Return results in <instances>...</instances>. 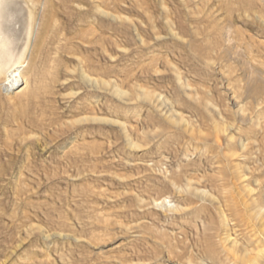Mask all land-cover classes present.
I'll use <instances>...</instances> for the list:
<instances>
[{"label": "rangeland", "instance_id": "obj_1", "mask_svg": "<svg viewBox=\"0 0 264 264\" xmlns=\"http://www.w3.org/2000/svg\"><path fill=\"white\" fill-rule=\"evenodd\" d=\"M0 37L11 54L0 76V264H183L173 243L221 251L218 210L185 192L186 178L221 200L237 164L264 181V91H254L264 0H0ZM21 73L28 97L7 86ZM140 87L161 95L158 108ZM170 105L187 121L171 122Z\"/></svg>", "mask_w": 264, "mask_h": 264}, {"label": "bare ground", "instance_id": "obj_2", "mask_svg": "<svg viewBox=\"0 0 264 264\" xmlns=\"http://www.w3.org/2000/svg\"><path fill=\"white\" fill-rule=\"evenodd\" d=\"M104 13H106V12H104ZM112 15H114V14H112ZM111 17H113V16H111ZM117 18H118V16H117ZM125 18L123 20H125ZM126 21H128V20H126ZM149 24H151V23H149ZM230 34H232V33H230ZM227 38H229V40L231 41L230 37L227 36ZM0 39H1V37H0ZM233 39H234V37H233ZM29 44H30V42H29ZM29 48H30V46H28V44H27L26 49L28 50ZM35 49H36V47H34V45H33L32 50H31L30 59L32 58V54L35 51ZM10 57H11V54L7 48V43L4 40H0V76H5L7 78L9 77L10 72H11V67H10V64L8 63V61H9ZM222 63H224V62H222ZM174 70L176 73L175 75H177L178 81L181 83V87H183L184 91L187 90L189 87V84L187 82L183 81V79L181 77V73L177 67H174ZM23 74H25V73H21L20 84L13 85V82L11 83V81H10L9 83H7L8 84L7 86L9 88V90H12V91L17 90L16 92L19 95H22L23 97H28V93H27V89H26L27 86H26V84L24 86V84L22 82V80L26 81L27 79L24 78ZM81 74H82V72H81ZM83 78L88 83H92L93 85H98L102 89H105V88L107 89V87L111 85L112 87L110 89H111V91L113 89V91H114L113 93L115 95H117L122 100L126 98V92L124 90H122L117 83H114L112 85L111 81L109 82V81H106L104 79L99 80L95 77H92L87 73L86 69L83 71ZM87 82H86V84H87ZM84 83H85V81H84ZM253 83H254L253 84V87H254L255 82H253ZM20 85H22V86H20ZM140 88H141L140 91H138V98H142L143 100L148 101L150 104H153L154 107L158 108L160 103L157 101V99H158L157 97L158 96L160 97L161 95L156 94L154 91H151L149 89H146L143 87H140ZM254 91L257 95H259L260 93H262V91H264V85L260 84L258 79H257L256 85H255ZM234 94H235V92H234ZM235 97H236V95H235ZM160 99L163 101L162 98H160ZM213 103L214 102H210V101L206 102L205 101L204 106L206 107V110L209 111V113L213 117H214L215 113H217L218 116H220L221 113L218 112V109H217L218 107L215 106ZM171 106L172 105H170V107ZM172 107L169 109V115H167V113L165 114L171 122H173V123L179 122L180 123V122L187 121L185 119V117L181 114V112L177 111L174 107L173 108ZM239 110H241V114H242V116H244L245 115L243 113L244 108L241 106L239 108ZM16 116H18V115H16ZM87 119H89V118H87ZM93 119L95 120V119H100V118L94 116ZM189 121H191V120H189ZM122 128L124 129V133L129 140L128 141L129 144L133 147H136L137 146L136 143H134L133 140L131 139L129 129L124 124H122ZM227 130L228 129H226L225 132ZM234 139H235L234 136H229L228 137V145H234V142H235ZM218 144H219V146H222L221 143H218ZM248 148H249V146L247 144L240 143V149L242 150V152L239 155L246 152L248 150ZM230 152H231L230 157H234V156H237L238 150L236 151V150H233V148H231ZM262 166H263L262 164L256 165V167H258V172L264 171ZM249 174H251V178L254 176L253 183L255 184V186L252 185L253 183H251V181H252L251 178L249 180ZM234 178L239 182L237 184L235 182L233 187H230L228 185L222 186V191L224 190V192H225V195L222 196V198H223L222 200L219 198L213 197V195L206 188H202V186L194 183L191 180L192 178L191 179L186 178L187 180H186V184H185V192L193 194V195H195L201 199L210 200L212 203L215 204V206L218 210V214L220 215V219L222 221V229L220 230V232L218 230H216V232L218 231V233H219V234L217 233L218 235H216V238H219L218 243L221 246V251L218 253H212V251L207 250L208 254L205 255V257H204V256L199 255L197 253L196 254L193 253V250H190V252L189 251L188 252H182V251L180 252L177 250L178 244L173 243L172 248L174 250H173L172 255H173V257L176 258L177 262L181 261L183 264H264V181L258 180V178L255 177L253 172H249V169H247V171L244 170V167L239 165V164H237V166L235 168ZM232 182H234V181H232ZM172 184L177 190L181 189V186L176 181H173ZM166 200H167V198L163 199V202L165 203ZM156 202L158 204L163 203L159 200ZM178 208H179V205H173V206L169 207V209L175 210V211H177ZM244 210H246V212L248 213L247 214L248 217L243 216ZM231 222L233 224H231ZM107 225H108V223H107ZM239 231H240V233H238ZM234 235H236V236H234ZM220 253H222L223 256ZM221 257H224V258H221Z\"/></svg>", "mask_w": 264, "mask_h": 264}]
</instances>
